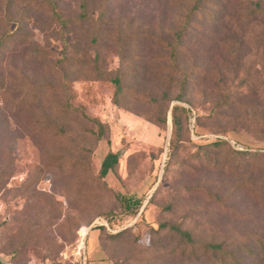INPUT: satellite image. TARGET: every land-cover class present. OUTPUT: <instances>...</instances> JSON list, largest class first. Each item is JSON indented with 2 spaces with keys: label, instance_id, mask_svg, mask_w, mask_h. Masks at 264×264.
<instances>
[{
  "label": "rangeland",
  "instance_id": "rangeland-1",
  "mask_svg": "<svg viewBox=\"0 0 264 264\" xmlns=\"http://www.w3.org/2000/svg\"><path fill=\"white\" fill-rule=\"evenodd\" d=\"M25 1L11 0L7 4V0H0V33ZM55 1L63 16L78 15L79 0ZM170 1L108 0L105 25L96 24L97 30H89L97 32V42L88 50L89 55L97 56L96 67L89 61L72 64V103L103 123L102 139L86 130L96 131L93 123L70 116L66 122L70 133L65 138L44 141L32 130L28 112L0 105V256L6 260L14 264H79V232L87 230L80 245L87 264H184V260L159 248L152 236V230L163 220L182 221L183 227L201 238L229 235L238 241L240 235L264 237L263 199L254 197L249 189L230 196L222 207L208 198L207 193L225 194L231 188L234 180L227 171L212 172L197 166L191 170L176 168L158 187L171 134L170 115L166 125L160 127L153 122L149 105L135 99L127 100L123 107L112 102L113 86L106 78L119 66L133 69L134 64L147 65L156 70L164 64L161 52L146 42L130 46L120 57L116 39L144 31L167 35L176 23L177 8ZM254 1L230 0L218 21L195 18L188 30L184 44L189 51L181 64L203 68L207 75L195 92V108L189 119L188 137L193 142L220 136L235 150L264 151V36L262 40L256 38L264 33V19L257 16L247 21L244 16ZM257 1L264 10V0ZM44 3L45 10H32L30 15L34 22L50 29L43 32L32 22L25 31L34 47L47 52L48 59L55 62L72 36L68 33L63 40L57 35L56 24L50 22L48 2ZM11 27L15 28L16 23ZM74 30L82 38V33ZM231 40L237 43L233 55L227 48ZM32 50L33 46L20 43L3 52L0 76L12 87L24 77L51 82L60 91L55 100L61 103L64 95L56 63L48 62L47 67L42 62H28ZM212 77L219 78L235 96V106L230 109V117L203 118L205 134L196 136L191 131L195 114L208 115L217 97ZM173 103L190 108L183 101ZM251 105L255 106L253 113L244 115ZM216 111L225 114L221 109ZM224 129L228 132L223 133ZM188 137L184 135L182 142L190 146L188 152H193L196 146L189 144ZM80 146L92 150L85 155L89 171L57 172L46 168L43 148L77 156ZM108 151H118L119 164L102 180L93 182ZM188 152L180 150L175 160ZM240 179H264V161L247 166ZM88 180L92 182L84 183ZM80 183L85 185L81 195L77 193ZM115 192L141 199L137 213L123 210ZM152 194V201L147 203ZM174 196L171 210H157ZM118 231L121 235L110 237Z\"/></svg>",
  "mask_w": 264,
  "mask_h": 264
},
{
  "label": "trees",
  "instance_id": "trees-1",
  "mask_svg": "<svg viewBox=\"0 0 264 264\" xmlns=\"http://www.w3.org/2000/svg\"><path fill=\"white\" fill-rule=\"evenodd\" d=\"M10 4L11 0H7ZM48 2V12L51 15V23L56 24L55 32L63 40L66 34H71V39L65 43L61 58L51 62L44 50L34 47V42L25 31L28 24L34 22L30 12L32 10H45L44 0H26L22 9H19L15 18L7 20V28L0 33V55L3 52L13 49L17 44L26 43L33 46V53L27 59L28 62H42L50 65L48 62L56 63L55 72L59 74L60 88L63 92L61 103L56 102L55 97L60 93L57 86L48 81L36 82L37 78L24 77L23 82L16 86H9V82L0 76V105L9 107L13 111H26L30 115L32 130L43 137L44 141L51 142L62 140L70 133L66 127V122L70 116H76L82 120L93 123L97 130L87 128L86 130L98 139H102L104 133L103 123L89 117L81 106L72 103L75 94L71 91L70 85L73 78L74 69L72 64H81L83 61H89L93 67H96V54L89 55L88 50L97 42V32L91 31L92 28L98 29L96 24L105 25L106 12L109 6L108 0H79V13L74 17H65L57 7V1L45 0ZM230 0H171L170 4L177 8L175 25L167 35H159L153 32L133 33L132 36L126 33L125 36H119L116 39L117 51L121 55L130 46L137 47L140 43H148L149 46L158 49L161 52L164 64L157 67L156 70L144 66L133 65V69L119 66L114 74L107 75L106 80L113 86L112 102L118 107H123L127 100L135 99L139 102L149 105L152 109L153 122L160 127H164L168 120V114L171 121V134L168 143V151L164 161L161 181L171 176L176 168L191 170L194 166L204 167L212 172L227 171L234 182L231 188L225 194L207 193L208 198H212L220 207L230 196L243 189H249L252 195L258 199H263L264 203V179L241 180V173L247 166H253L256 162L264 161V151H240L231 147L229 142L220 136L213 138H204L206 142H193L189 139L190 133L189 119L192 109L195 108V92L200 82L207 76L206 70L193 65L189 67L182 65L181 60L188 53L189 48L184 44L187 38L188 30L192 29L193 19L201 18L207 22H216L224 14L225 8ZM244 16L249 21L252 17L264 19V10H262L259 1L252 2L247 8ZM16 23L12 28L11 24ZM36 23V22H34ZM36 25L41 31H47L50 28ZM43 29V30H42ZM74 29L82 33V38ZM264 33L256 38L263 39ZM91 45V46H90ZM230 55L235 53L236 42L231 40L227 44ZM85 46V48H82ZM212 80L217 91V97L214 100L213 108L208 115L195 114L192 126V134L201 136L205 134L203 129V118L230 117V109L235 106V96L232 95L223 85L219 78ZM173 101H183L189 105L187 108ZM255 106H247L243 114L253 113ZM216 109L225 112L224 115L217 113ZM227 133L228 130H222ZM187 135L189 144L195 145L193 152H188L190 146L182 142V137ZM186 151L187 155L175 160L179 151ZM92 150L85 146H80L77 156L67 151H60L57 148H43L46 159V168L63 172H80L88 170L89 162L85 155ZM119 164L118 151H108L100 162L99 170L93 179L102 180L109 172L116 169ZM91 180L84 183H91ZM85 185L80 183L77 193H80ZM154 194V193H153ZM153 194L147 203L152 201ZM119 200L121 207L128 213H137L142 204L141 199H135L126 195L113 193ZM175 196L164 206H158L159 212H167L172 209ZM143 211L140 215H142ZM118 231L111 238H117L121 235ZM154 236L159 242L158 247L164 250L169 256L184 260V264H264V237L247 234L240 235L238 241L229 235L217 238L198 237L193 230L183 227L182 221L163 220L158 223V227L152 230ZM8 261V260H7ZM11 262V261H8ZM14 263V262H12Z\"/></svg>",
  "mask_w": 264,
  "mask_h": 264
},
{
  "label": "built area",
  "instance_id": "built-area-1",
  "mask_svg": "<svg viewBox=\"0 0 264 264\" xmlns=\"http://www.w3.org/2000/svg\"><path fill=\"white\" fill-rule=\"evenodd\" d=\"M82 229V228H81ZM80 235H81V241H80V244L77 246V248H78V252H77V258L79 259V264H87V261H86V259H87V257H86V254L84 253L83 255L81 254V252H80V249H81V246L80 245H82L83 244V242H84V239H85V235H86V233H87V230H86V232H85V234L82 232V230H80ZM66 255V253L64 254V257L66 258L67 256H65ZM77 260V259H76ZM7 264H10V263H7Z\"/></svg>",
  "mask_w": 264,
  "mask_h": 264
},
{
  "label": "crops",
  "instance_id": "crops-1",
  "mask_svg": "<svg viewBox=\"0 0 264 264\" xmlns=\"http://www.w3.org/2000/svg\"><path fill=\"white\" fill-rule=\"evenodd\" d=\"M91 239H93V238H91ZM7 263L14 264L12 262H8L5 258H3L2 256H0V264H7ZM90 264H92V263H90ZM98 264H100V263H98Z\"/></svg>",
  "mask_w": 264,
  "mask_h": 264
},
{
  "label": "water",
  "instance_id": "water-1",
  "mask_svg": "<svg viewBox=\"0 0 264 264\" xmlns=\"http://www.w3.org/2000/svg\"><path fill=\"white\" fill-rule=\"evenodd\" d=\"M162 175V171L160 172V176Z\"/></svg>",
  "mask_w": 264,
  "mask_h": 264
},
{
  "label": "bare ground",
  "instance_id": "bare-ground-1",
  "mask_svg": "<svg viewBox=\"0 0 264 264\" xmlns=\"http://www.w3.org/2000/svg\"><path fill=\"white\" fill-rule=\"evenodd\" d=\"M82 232L85 234L84 230H82Z\"/></svg>",
  "mask_w": 264,
  "mask_h": 264
}]
</instances>
